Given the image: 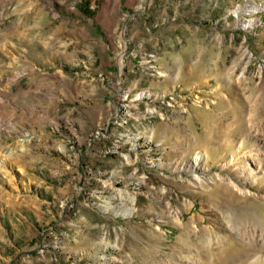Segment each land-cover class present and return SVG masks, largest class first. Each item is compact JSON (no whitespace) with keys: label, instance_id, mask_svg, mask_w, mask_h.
Wrapping results in <instances>:
<instances>
[{"label":"rangeland","instance_id":"374dc122","mask_svg":"<svg viewBox=\"0 0 264 264\" xmlns=\"http://www.w3.org/2000/svg\"><path fill=\"white\" fill-rule=\"evenodd\" d=\"M0 264H264V0H0Z\"/></svg>","mask_w":264,"mask_h":264},{"label":"bare ground","instance_id":"6f19581e","mask_svg":"<svg viewBox=\"0 0 264 264\" xmlns=\"http://www.w3.org/2000/svg\"><path fill=\"white\" fill-rule=\"evenodd\" d=\"M244 169H245V175H246V176H248L249 178H255L256 173L254 172L253 169H251V168L249 167L248 164H246V165L244 166Z\"/></svg>","mask_w":264,"mask_h":264}]
</instances>
